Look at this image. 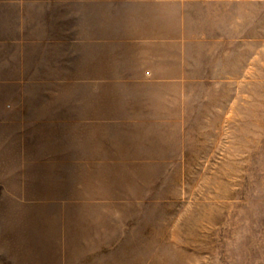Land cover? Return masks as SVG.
I'll return each instance as SVG.
<instances>
[{
    "label": "rangeland",
    "instance_id": "rangeland-1",
    "mask_svg": "<svg viewBox=\"0 0 264 264\" xmlns=\"http://www.w3.org/2000/svg\"><path fill=\"white\" fill-rule=\"evenodd\" d=\"M127 1L116 38L0 40V264H264V0L164 39Z\"/></svg>",
    "mask_w": 264,
    "mask_h": 264
},
{
    "label": "crops",
    "instance_id": "crops-1",
    "mask_svg": "<svg viewBox=\"0 0 264 264\" xmlns=\"http://www.w3.org/2000/svg\"><path fill=\"white\" fill-rule=\"evenodd\" d=\"M259 1L261 0H128L127 5L149 9L147 16L152 21L139 29L149 33L148 35L127 38H178L164 34L176 30L180 32L182 8H245L260 6ZM117 4L118 0H0V40L62 41L116 38L114 34ZM86 9H92L87 14L93 18L87 23ZM168 9L176 11L171 12ZM101 16L102 23L101 19L96 21ZM170 17L176 21L168 23L166 27L164 20Z\"/></svg>",
    "mask_w": 264,
    "mask_h": 264
},
{
    "label": "bare ground",
    "instance_id": "bare-ground-1",
    "mask_svg": "<svg viewBox=\"0 0 264 264\" xmlns=\"http://www.w3.org/2000/svg\"><path fill=\"white\" fill-rule=\"evenodd\" d=\"M36 222L44 227V235L43 237L41 236V240L52 243V240H53L52 237H54L57 234L55 219L54 218H48V219L39 218L36 220ZM46 255H48V252L47 254L43 252H37L35 254L36 257L46 256Z\"/></svg>",
    "mask_w": 264,
    "mask_h": 264
}]
</instances>
